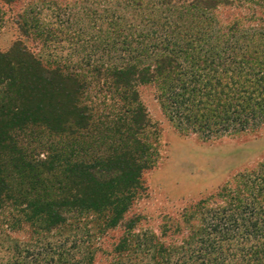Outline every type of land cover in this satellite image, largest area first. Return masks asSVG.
Instances as JSON below:
<instances>
[{
    "label": "trees",
    "instance_id": "obj_1",
    "mask_svg": "<svg viewBox=\"0 0 264 264\" xmlns=\"http://www.w3.org/2000/svg\"><path fill=\"white\" fill-rule=\"evenodd\" d=\"M151 1L125 0L142 17L114 22L120 26L118 36L123 35L118 49L155 55L158 71L170 72V84L159 88L164 87L159 98L178 131L188 134L174 120L177 113L208 125L204 140H211L208 133L216 125L245 131L251 122H264V14L252 7L264 8V0ZM160 1V15H146L147 5L158 7ZM173 1H188L191 9L170 15L164 6ZM221 7L247 13L225 23L218 18ZM144 20L150 27L142 28ZM138 67L123 61L108 68L110 86L129 99V107L99 117L79 101L85 82L79 75L45 66L25 45L0 53V213L11 203L44 232L63 227L76 213L99 219L111 213L109 227L116 224L126 203L144 190L143 172L156 166L153 149L141 139L154 126L139 98L141 86L158 80L149 75L150 65ZM231 220L235 216L225 224ZM249 224L255 233L264 229Z\"/></svg>",
    "mask_w": 264,
    "mask_h": 264
},
{
    "label": "rangeland",
    "instance_id": "obj_2",
    "mask_svg": "<svg viewBox=\"0 0 264 264\" xmlns=\"http://www.w3.org/2000/svg\"><path fill=\"white\" fill-rule=\"evenodd\" d=\"M147 7L149 17L163 10L161 1ZM164 7L174 16L191 9L188 1ZM252 7L264 14V8ZM245 13L221 7L218 18L226 23ZM141 14L125 0H0V53L25 45L45 66L79 75L85 79L79 101L99 117L129 107V99L110 86L108 68L114 64L129 61L140 71L150 65L149 75L158 80L141 86L139 98L154 126L141 139L153 149L156 166L143 172L144 190L126 203L116 224L109 227L111 213L100 219L76 213L63 227L44 232L6 203L0 213V264H264V229L255 233L249 224L264 225V122H251L245 131L216 125L208 133L211 140H204L208 125L177 113L174 120L188 134L178 131L159 98L170 72L158 71L155 55L118 49L123 35L114 22L140 20ZM242 23L248 29V21ZM232 216L236 220L225 224Z\"/></svg>",
    "mask_w": 264,
    "mask_h": 264
}]
</instances>
